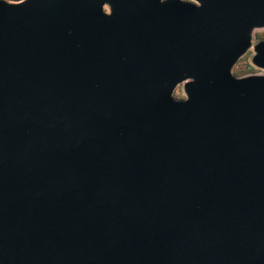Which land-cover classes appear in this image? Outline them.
<instances>
[{
    "label": "water",
    "instance_id": "water-1",
    "mask_svg": "<svg viewBox=\"0 0 264 264\" xmlns=\"http://www.w3.org/2000/svg\"><path fill=\"white\" fill-rule=\"evenodd\" d=\"M261 28L264 0H0V264H264V74H232Z\"/></svg>",
    "mask_w": 264,
    "mask_h": 264
},
{
    "label": "rangeland",
    "instance_id": "rangeland-1",
    "mask_svg": "<svg viewBox=\"0 0 264 264\" xmlns=\"http://www.w3.org/2000/svg\"><path fill=\"white\" fill-rule=\"evenodd\" d=\"M9 3H16L20 2L22 0H6ZM105 10L108 11V8L105 7ZM259 41H264V28L261 29H256L254 31L253 37H252V46L255 45ZM254 55L253 48L251 47L249 50L246 51L244 55H242L234 67L232 68V74L235 77H245L249 75H261L264 74V70L259 69L255 67L251 59ZM173 97L177 100H182L185 98V95L183 93V85L179 84L174 92H173Z\"/></svg>",
    "mask_w": 264,
    "mask_h": 264
}]
</instances>
